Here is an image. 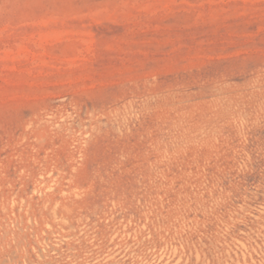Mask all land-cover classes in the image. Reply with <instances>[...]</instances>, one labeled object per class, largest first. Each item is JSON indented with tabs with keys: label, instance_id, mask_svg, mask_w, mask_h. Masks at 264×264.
<instances>
[{
	"label": "rangeland",
	"instance_id": "obj_1",
	"mask_svg": "<svg viewBox=\"0 0 264 264\" xmlns=\"http://www.w3.org/2000/svg\"><path fill=\"white\" fill-rule=\"evenodd\" d=\"M0 264H264V0H0Z\"/></svg>",
	"mask_w": 264,
	"mask_h": 264
},
{
	"label": "bare ground",
	"instance_id": "obj_2",
	"mask_svg": "<svg viewBox=\"0 0 264 264\" xmlns=\"http://www.w3.org/2000/svg\"><path fill=\"white\" fill-rule=\"evenodd\" d=\"M18 263V262H17Z\"/></svg>",
	"mask_w": 264,
	"mask_h": 264
}]
</instances>
